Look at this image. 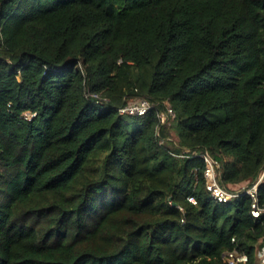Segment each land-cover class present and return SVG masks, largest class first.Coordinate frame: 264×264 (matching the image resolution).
I'll return each instance as SVG.
<instances>
[{
  "label": "trees",
  "instance_id": "16d2710c",
  "mask_svg": "<svg viewBox=\"0 0 264 264\" xmlns=\"http://www.w3.org/2000/svg\"><path fill=\"white\" fill-rule=\"evenodd\" d=\"M205 152L264 170V0H0V264H258L264 176L254 219Z\"/></svg>",
  "mask_w": 264,
  "mask_h": 264
},
{
  "label": "built area",
  "instance_id": "2783aa9c",
  "mask_svg": "<svg viewBox=\"0 0 264 264\" xmlns=\"http://www.w3.org/2000/svg\"><path fill=\"white\" fill-rule=\"evenodd\" d=\"M94 98L97 99L96 96H94ZM151 109L152 105L150 102L147 99L140 98L119 108L118 113L122 116L142 117L145 116ZM169 117H174V114L170 108L167 109L165 114L158 115L161 123H163ZM192 157H199L201 159L203 163L202 177L204 181V188L215 203L228 205L236 199H239L243 196H248L251 199L250 214L252 218L258 219L260 217L263 210L258 207L257 187L264 176V172L259 176L258 180L252 186H245L241 187L240 189L230 191L219 184L217 178L218 163L207 152ZM187 201L193 205L196 204V201L193 197H188ZM222 258L225 264H247L248 262L247 256L243 253H240L236 249L225 252ZM258 259V264H264V247L258 253Z\"/></svg>",
  "mask_w": 264,
  "mask_h": 264
},
{
  "label": "rangeland",
  "instance_id": "374dc122",
  "mask_svg": "<svg viewBox=\"0 0 264 264\" xmlns=\"http://www.w3.org/2000/svg\"><path fill=\"white\" fill-rule=\"evenodd\" d=\"M263 172H264V170H263ZM263 172H262L260 175H262V174H263Z\"/></svg>",
  "mask_w": 264,
  "mask_h": 264
}]
</instances>
